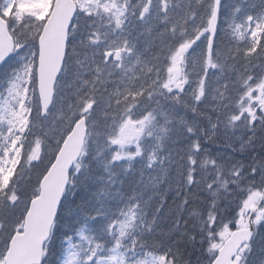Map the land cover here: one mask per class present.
Returning a JSON list of instances; mask_svg holds the SVG:
<instances>
[{"label": "snow or ice", "instance_id": "6c2138e0", "mask_svg": "<svg viewBox=\"0 0 264 264\" xmlns=\"http://www.w3.org/2000/svg\"><path fill=\"white\" fill-rule=\"evenodd\" d=\"M0 264H264V0H0Z\"/></svg>", "mask_w": 264, "mask_h": 264}, {"label": "rangeland", "instance_id": "374dc122", "mask_svg": "<svg viewBox=\"0 0 264 264\" xmlns=\"http://www.w3.org/2000/svg\"><path fill=\"white\" fill-rule=\"evenodd\" d=\"M230 2H231V0H230ZM252 2L258 4L259 3V0H252Z\"/></svg>", "mask_w": 264, "mask_h": 264}]
</instances>
